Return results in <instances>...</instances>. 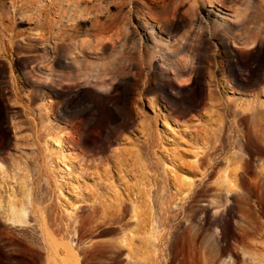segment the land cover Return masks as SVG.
<instances>
[{
	"label": "rangeland",
	"instance_id": "1",
	"mask_svg": "<svg viewBox=\"0 0 264 264\" xmlns=\"http://www.w3.org/2000/svg\"><path fill=\"white\" fill-rule=\"evenodd\" d=\"M219 1L174 0L168 13L176 22L185 13L193 23L172 34L157 27L161 17L134 10L135 0H62L76 16L63 27L47 8L2 13L0 21L23 34L14 46L8 33L0 37L16 77L22 78L18 57L29 52L38 55L29 68L61 83L63 92L61 98L11 92L8 122L0 118L9 132H0V220L14 226L21 246H36L40 233L2 213L33 194L65 221L86 220L82 246L105 241L92 248L89 264H224L221 230L204 220V208H223L230 198L245 236L239 264H264V65L255 70L264 50V0ZM131 27L136 34L125 38ZM61 42L76 49L69 65L54 63ZM104 43L114 46L106 50ZM184 59L199 79L207 67L218 78L217 97L190 111L196 83L175 85ZM133 78L138 89L131 99L125 88ZM60 100L70 104L63 109ZM246 168L255 181H241Z\"/></svg>",
	"mask_w": 264,
	"mask_h": 264
},
{
	"label": "bare ground",
	"instance_id": "2",
	"mask_svg": "<svg viewBox=\"0 0 264 264\" xmlns=\"http://www.w3.org/2000/svg\"><path fill=\"white\" fill-rule=\"evenodd\" d=\"M220 1L227 3L230 0ZM173 2L174 0H135V5H133V8L134 10L140 11L143 14H147L150 19L161 17L157 22V27L159 28V30L164 31L166 34H172L175 32H179L182 28L193 23V21L185 13H183L181 19L176 22L175 16L172 15L173 13H168ZM61 4L62 0H19L18 3L16 0H0V5H2L0 6V20L4 18V15L2 13H8L9 15L10 13H13V15L17 13L24 14L29 13V11L33 12V14L34 12L48 13L46 11L47 8V10H49V13H53L55 17H57L55 19H57L59 27H63V25L65 24L68 25L69 23L74 22L76 16L74 17V14L67 13L65 7L61 6ZM82 8V6L78 8L79 13H76L78 17L82 16ZM46 16V18L50 19L51 21L50 15L46 14ZM196 23L197 27H201L203 24L202 21ZM6 24L0 21V37H5V33H8L9 35H6L5 39L10 38L8 40H12L11 43L14 46L16 40H18L19 37L23 36V34L14 33L12 29L9 28ZM103 29L105 28H102V30ZM136 32V28L131 27V31L129 33L123 32L125 34L123 35L125 36V38L126 36H128V38H132L133 35L136 34ZM47 37L48 36L46 34L42 33V36L38 40L44 42L47 40ZM183 38L188 39V37L185 35L183 36ZM104 44L105 45L103 46V49L106 50L114 46L112 43ZM72 47L73 46L67 44L66 42L56 43L55 49L57 51V57L55 58L54 63H66V60L69 59L68 56H70L71 53H76V49ZM36 58H38V55H33L29 52L24 57H18L16 69H18L22 76V78H19L16 77L14 73L15 65L13 64V62H8L7 58H5L0 53V112L1 108L3 109V113H0V118L2 119V122H8L10 110L7 103L11 92H15L18 94L21 91H26L31 97H37L40 96V93L44 91L46 98H49L51 95L57 98L63 97V92L58 88L61 86V83H58L56 80H50L47 77L42 78L35 73L34 68H29V64L32 63ZM70 60H72V63L77 62V58L71 59L70 57ZM66 64L69 65V63ZM263 65L264 50L259 55L257 68L254 69L260 71V67H263ZM191 67V61L189 59H186L185 62L182 63V65L179 67L177 74H175V77L177 79L175 85L178 89L190 86L192 83L194 84V82L196 83V85L191 88V92L189 91V93L194 94L195 97L200 99L201 102H197L198 99L194 98L193 100L196 102V105H188L186 107L187 111H190L193 109V107L200 105L207 97H217L218 92V78L213 74L214 72L212 69L208 67L206 69L203 68L200 71L201 79H199V77H197L199 72L194 71ZM247 67V70L249 71L254 70L249 64ZM26 68L29 69V71H25ZM10 70L13 76L11 82L7 80ZM193 72H195L194 76H187L189 73ZM134 76H136V73H133V77ZM235 76L238 79H242V75H240V73L238 72L237 74H235ZM228 78L229 77L227 76V74H223V80L227 83L229 81ZM207 79L209 80L208 84L212 87L209 90L206 89L207 83L205 81ZM197 80H200L199 83H197ZM262 80H264V76L261 81ZM134 81L135 80L133 78V83L127 84L126 88L124 87L125 91L127 92L126 94L129 95L131 99L136 93V89H138V83H134ZM10 84L13 85L12 89L9 88ZM165 93L168 94V91L166 90ZM59 104L63 109H65L66 107H68V104H70V101L60 100ZM26 106L30 108L32 106V103ZM122 116H124V114H122ZM129 116L132 120H134L132 109ZM0 132L4 134V136L9 133L7 132L5 123L1 124ZM250 156L251 160L249 161H252L253 154H251ZM238 175L240 176L241 181H255L251 180V178L249 177L248 168L244 169L242 172H239ZM260 178L261 179H259V181L264 180V169L261 171ZM35 199L36 198H34L32 194V200L26 202L25 204H22L20 207L16 205H9V210L8 208L4 209L2 218L12 221L13 223L30 225L33 230H36L40 233L41 240H39V243H37L36 246H21L20 242L16 240V237L12 232L14 226L10 225L6 221L0 220V264H89L90 252L92 251V248L94 249V247L97 245L105 244V241L95 238L86 242V245L88 246H82L83 242H85L84 232L86 229V220L82 217L77 218V220L70 217V221H65V218L61 216V214L57 211L56 207H54L53 204H44L40 206L39 204H36ZM231 202L232 199L229 198V202L225 207L215 208L214 210L211 207H205L204 210L206 217L204 218V220L218 226L221 230L219 238L222 241V256L226 258L224 264H229L227 262L228 258L234 261L233 264H239L237 260L238 254L240 252L238 244L245 236L241 232L240 228L238 227V222L236 221V205H231ZM37 203H39L38 199ZM3 206V196H0V207ZM74 243H76V245H74ZM157 250L160 251V248L158 247Z\"/></svg>",
	"mask_w": 264,
	"mask_h": 264
}]
</instances>
